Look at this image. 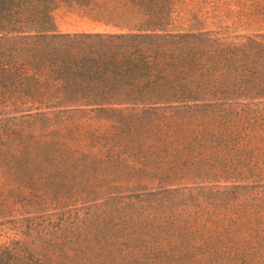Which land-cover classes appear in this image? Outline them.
Masks as SVG:
<instances>
[{"label": "trees", "instance_id": "16d2710c", "mask_svg": "<svg viewBox=\"0 0 264 264\" xmlns=\"http://www.w3.org/2000/svg\"><path fill=\"white\" fill-rule=\"evenodd\" d=\"M49 2L0 0V111L15 110L0 117L1 207L211 160L264 167V34L125 32L111 19L119 32L45 34ZM234 4L264 27V0ZM247 192L185 207L107 194L0 242V264H264V188Z\"/></svg>", "mask_w": 264, "mask_h": 264}, {"label": "rangeland", "instance_id": "374dc122", "mask_svg": "<svg viewBox=\"0 0 264 264\" xmlns=\"http://www.w3.org/2000/svg\"><path fill=\"white\" fill-rule=\"evenodd\" d=\"M47 6L50 7L51 24L49 30L42 32L45 34L119 32L118 28L105 25L104 19L125 25V32H150L152 30L146 26L155 24L161 28L153 31L162 34L217 31L233 40L264 34V27L246 25L237 13L234 0H50ZM153 6L162 10L160 19L150 17L148 8ZM198 10L202 13L196 14ZM139 27L145 30H136ZM30 33L38 34L36 31ZM5 111H0V117H7L15 110L10 107L8 113ZM240 164L228 159L211 160L206 165L175 173L150 175L141 182L114 183L86 196L61 194L34 198L26 195L20 200L12 199L6 208L0 206V222L3 223L0 242L22 237L27 225L40 223L45 218L59 221L88 214L95 204L106 199L107 194H112V198L116 194H131L147 200L160 198L161 202L185 207V204L197 202H227L238 194L264 188V167L250 168ZM223 191L228 195H221ZM19 222L21 224H16Z\"/></svg>", "mask_w": 264, "mask_h": 264}]
</instances>
